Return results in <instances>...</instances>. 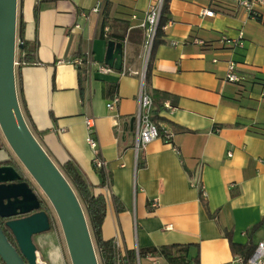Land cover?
Here are the masks:
<instances>
[{
	"label": "crops",
	"instance_id": "crops-1",
	"mask_svg": "<svg viewBox=\"0 0 264 264\" xmlns=\"http://www.w3.org/2000/svg\"><path fill=\"white\" fill-rule=\"evenodd\" d=\"M159 1L17 0L37 61L15 75L18 101L21 89L25 120L41 132L35 135L51 159L72 160L104 195V239L122 251L143 250L138 264H170L148 249L171 244L189 245L198 264H235L242 255L231 242L255 247L264 236V5L251 16L235 0H170L146 83L140 22ZM98 3L101 11L92 12ZM240 31L242 46L220 41ZM109 41L123 44L126 74L99 70ZM80 56L92 58L90 68L79 71L72 60ZM229 60L236 82L226 80ZM142 85L159 103L161 93L168 95L152 113L173 137L152 140L136 154L133 117ZM109 86L118 98L111 110ZM86 117L94 119L109 188L92 163ZM51 231L36 234L46 253L39 264H60L49 247Z\"/></svg>",
	"mask_w": 264,
	"mask_h": 264
},
{
	"label": "water",
	"instance_id": "water-1",
	"mask_svg": "<svg viewBox=\"0 0 264 264\" xmlns=\"http://www.w3.org/2000/svg\"><path fill=\"white\" fill-rule=\"evenodd\" d=\"M16 22L17 0H0L1 132L54 208L71 264H100L84 210L76 193L34 136L21 111L14 73ZM20 47L21 44L18 48ZM104 63L111 69H123L122 43L108 42ZM21 179L25 177L18 168L0 165V218L7 219L5 225L16 242L14 246L9 241L0 224V258L5 264H38L33 236L50 229V218L45 211L40 210L25 217L10 219L40 207L41 199L26 179L7 184Z\"/></svg>",
	"mask_w": 264,
	"mask_h": 264
},
{
	"label": "trees",
	"instance_id": "trees-1",
	"mask_svg": "<svg viewBox=\"0 0 264 264\" xmlns=\"http://www.w3.org/2000/svg\"><path fill=\"white\" fill-rule=\"evenodd\" d=\"M169 1L163 0L161 7L160 19L158 22V26L155 31V35L151 44L149 58L145 70V82L148 83L150 78V71L152 60L154 56V51L156 46L162 42L163 28L169 20ZM107 9H104L103 12L105 14ZM105 23V19L103 21V25ZM17 37L22 42L21 47L19 49V56L17 58L18 66L16 69V78H20V69L22 66L37 64L35 51H36V42H29L24 37V22L21 18L18 19V25L16 26ZM122 38L121 36L118 38ZM79 71H81V67H78ZM108 92L110 96L113 95V88L109 86ZM167 94H162L160 96L161 102L163 99L167 98ZM20 97V108L24 115V118L27 120V111L25 107V101L22 96L21 89L19 90ZM153 105H156V110L158 111L161 107L156 97H153ZM161 117L158 114L152 115V120L155 123ZM30 128L32 133L40 134L41 132H36L33 130L32 125L30 124ZM47 152V151H46ZM49 155V154H48ZM50 156V155H49ZM9 160L2 161L0 163H8ZM55 163V162H54ZM56 164V163H55ZM56 166L60 169L64 177L68 180L70 185L72 186L74 192L76 193L82 208L85 213V217L90 229V233L92 236L93 245L96 251V255L98 257L100 264H138L139 258L145 253L143 250H134L127 249L122 251L119 247L116 246L114 239H104L102 237V223L104 221L106 215V199L102 193L96 192L93 185H91L77 167V165L72 160H67L61 165L56 164ZM97 170V169H96ZM97 172L102 177V183L104 186V173L102 170H97ZM41 210L45 211L50 218V229L52 230L53 224L51 220V215L49 209L47 208L45 202L41 199ZM210 218H215V214L209 213ZM7 219L0 218V224L9 239V241L16 246L15 239L11 233V231L5 225V221ZM228 237H230L229 232L225 233ZM231 247L234 252H238L242 257L246 260L249 255L254 250V246L246 244V245H237L231 242ZM189 245L187 244H171L164 245L159 247V249L152 247L148 250L151 252H159L170 264H191V260H193V264H198L197 256L191 257L189 254ZM0 264H5L3 260L0 258Z\"/></svg>",
	"mask_w": 264,
	"mask_h": 264
},
{
	"label": "built area",
	"instance_id": "built-area-1",
	"mask_svg": "<svg viewBox=\"0 0 264 264\" xmlns=\"http://www.w3.org/2000/svg\"><path fill=\"white\" fill-rule=\"evenodd\" d=\"M239 5L243 6L248 14L251 16H256L257 11L256 8L264 5V0H235ZM163 0H160L158 4L150 5L149 8L145 11V15L140 22V27H142L145 31V35L147 38L146 47L149 45V50L151 48V44L155 35L156 28L158 26V22L161 14ZM102 4L98 3L93 9L92 12L99 13L101 11ZM213 10L211 9H202L201 14L205 16H212ZM243 33L240 31L236 39H229L225 36H222L220 41L224 43H230L236 46L243 45ZM22 44L19 38H16V50L17 54L19 53L18 46ZM216 61V59H214ZM72 62L78 67H86L90 68L92 64V58L90 56H80L72 60ZM15 65H18V61L15 60ZM99 70L106 73L110 72L112 69L106 65H99ZM132 72V71H131ZM127 71L125 69L121 70V74H126ZM240 78L236 73V63L232 60L227 62V74L226 80L230 82H236ZM118 101L117 96L111 98L110 101L107 102L106 106L108 109H114L116 102ZM153 99L151 95L146 92L144 86L142 85L139 91L138 96V109L134 114V142L133 147L138 154L139 150L142 149L147 143L155 140L159 137H162L166 143H171L173 132L165 129L160 124L155 123L152 120L153 115ZM85 125L87 128V137L86 142L92 151V163L95 169L102 170L104 173V187L109 188L110 179L107 172L106 161L98 154V140L95 135L94 128V119L92 117H86ZM203 195L205 192L202 191ZM262 228L264 231V222L262 223ZM115 244L119 247L118 242L115 240ZM39 264V261H37ZM235 264H264V236L258 243L255 245L254 250L249 255V257L245 260L241 256H236L233 259Z\"/></svg>",
	"mask_w": 264,
	"mask_h": 264
},
{
	"label": "rangeland",
	"instance_id": "rangeland-1",
	"mask_svg": "<svg viewBox=\"0 0 264 264\" xmlns=\"http://www.w3.org/2000/svg\"><path fill=\"white\" fill-rule=\"evenodd\" d=\"M17 25H18V17H17L16 26ZM16 38H18L17 33H16ZM145 53H146V59H147L148 54H149V45H148V47L145 48ZM18 56H19V53L17 54V50H16L15 60H17ZM17 66L18 65L14 66L15 75H16ZM27 124L30 127L28 122H27ZM34 136H36V135L34 134ZM36 138L38 141L40 140L39 136H36ZM1 154L6 155L8 160L10 161V163L13 166H16L22 172L25 179L30 183V185L33 187V189L35 190L37 195L40 197V199H42L45 202L47 208L49 209L52 224H53L52 231H51V238L49 239L50 240L49 241V245H50L49 247H50V249H52L56 253L57 258L60 260V264H71L69 253H68L66 242H65V238L63 235V231H62L60 222L58 220V217L55 213L54 208L52 207L51 203L49 202L48 198L43 193L41 188L37 185V183L33 180V178L30 176V174L27 172V170L23 167L21 162L18 160V158L16 157V155L14 154V152L12 151V149L10 148L8 143L6 142L4 136L1 132V129H0V156H1ZM56 164H57V162H56ZM42 237H43L42 235L34 236V239L36 241L35 245L38 248L37 254H38L39 260L40 259L43 260L44 254L46 255V253L43 251V249L41 247Z\"/></svg>",
	"mask_w": 264,
	"mask_h": 264
},
{
	"label": "flooded vegetation",
	"instance_id": "flooded-vegetation-1",
	"mask_svg": "<svg viewBox=\"0 0 264 264\" xmlns=\"http://www.w3.org/2000/svg\"><path fill=\"white\" fill-rule=\"evenodd\" d=\"M0 165L2 166V165H11V166H13L10 162H8V163H0ZM25 179H21V180H16V181H11V182H7V184H9V183H18V182H21V181H24ZM41 206H42V204L40 203V207L38 208V209H35V210H32V211H30L29 213H26V214H19V215H17V216H13V217H11L10 219H15V218H21V217H25V216H28V215H30V214H33V213H35V212H37V211H40L41 210Z\"/></svg>",
	"mask_w": 264,
	"mask_h": 264
},
{
	"label": "bare ground",
	"instance_id": "bare-ground-1",
	"mask_svg": "<svg viewBox=\"0 0 264 264\" xmlns=\"http://www.w3.org/2000/svg\"><path fill=\"white\" fill-rule=\"evenodd\" d=\"M36 255H37V261H39L38 254L36 253Z\"/></svg>",
	"mask_w": 264,
	"mask_h": 264
}]
</instances>
